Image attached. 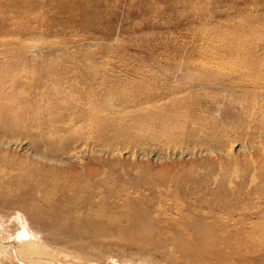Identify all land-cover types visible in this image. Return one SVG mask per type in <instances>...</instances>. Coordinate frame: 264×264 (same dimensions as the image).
<instances>
[{
    "label": "rangeland",
    "instance_id": "rangeland-1",
    "mask_svg": "<svg viewBox=\"0 0 264 264\" xmlns=\"http://www.w3.org/2000/svg\"><path fill=\"white\" fill-rule=\"evenodd\" d=\"M259 46L264 0H0V264H264Z\"/></svg>",
    "mask_w": 264,
    "mask_h": 264
},
{
    "label": "bare ground",
    "instance_id": "bare-ground-1",
    "mask_svg": "<svg viewBox=\"0 0 264 264\" xmlns=\"http://www.w3.org/2000/svg\"><path fill=\"white\" fill-rule=\"evenodd\" d=\"M249 46H251V45H249ZM244 48H246V47H244ZM259 48H262L261 51H260V49H258V47H248V49L245 50V52H244V53L248 54V56H246V58H243L241 61H237V62L234 61L235 65L231 64V66H233L234 68H231L232 70L229 71L230 73H233L232 76L229 78V80H230L229 82H231L232 84L237 85L238 87L241 86V87L248 88V90H249L248 93L249 94H251L252 92H255V93L261 92V94H263V92H264V47H260L259 46ZM227 65H224V68H227ZM217 69H219V68H217ZM235 71L237 73H235ZM225 80H224V82H225ZM227 85H228V82H227ZM262 96H264V95H262ZM53 97H52V99H53ZM248 97H250V96L246 95L245 102H250L248 100ZM251 97L253 98L254 101L252 100L253 102H252V104H250V106L251 105L257 106L258 104H260V103H258L259 99L257 98L259 96H256L254 93H252ZM262 106L264 107V103H262ZM45 143H46V145L51 147L50 149H53L52 147H54L55 143H57V142H56L55 138H52V139L48 138V140H45ZM58 143L61 145V147L63 146V148H64V149H62V153H65L66 155L67 154L69 155L70 153H68V152H70V149L66 148L67 141L66 140H59ZM55 146L57 147V145H55ZM77 153L78 152L76 151L74 154H77ZM52 161H53V159H52ZM42 170L44 172L43 175L45 177H48L49 173L53 172L52 166H49V165H43ZM65 170H67V171L65 172ZM97 171H98V168H95V167L91 166L90 167V171H88V175L87 176H90L93 173L96 174ZM62 172H65L66 176L69 175L68 177L71 180V182H68L67 185L62 186V189H61L62 193H65V192L68 193V191L70 189H73V190H84V191H86L88 189L90 183L89 182L87 183V182L83 181V175H81V173L78 172L76 167L67 166V168H60L59 174H57V175H61ZM86 180H88V178H86ZM245 192H246V190H245ZM75 198H76V200L79 199L78 197H75ZM159 201H161V200H159ZM60 207H63V204ZM74 207H75V205H74ZM90 208H93V206L91 204H89V205L85 204V205H83V208H81V210L84 212V210H87V209H90ZM72 209H73V207H65V211H67V212H69V210H72ZM18 236H20V235H18ZM2 238L0 239L1 242L5 241V240H8V238H4V239H2Z\"/></svg>",
    "mask_w": 264,
    "mask_h": 264
}]
</instances>
